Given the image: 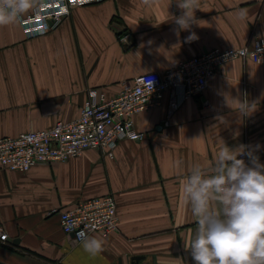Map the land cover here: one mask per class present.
Segmentation results:
<instances>
[{
	"label": "crops",
	"instance_id": "0c3cea01",
	"mask_svg": "<svg viewBox=\"0 0 264 264\" xmlns=\"http://www.w3.org/2000/svg\"><path fill=\"white\" fill-rule=\"evenodd\" d=\"M181 13L177 0H103L74 8L43 35L27 37L20 21L0 26V136L77 118L92 88L114 97L142 73L264 37V0H198L197 23L177 35ZM190 32L198 38L186 42ZM204 97L208 106L191 97L169 115L167 94L135 113L146 137L119 140L111 156L86 149L23 172L0 168V264H195L187 246L197 220L183 183L196 165L211 174L224 144L258 146L264 164V64L227 61ZM233 100L254 101L255 111L242 117ZM108 193L118 228L90 234L103 242L91 255L57 211Z\"/></svg>",
	"mask_w": 264,
	"mask_h": 264
},
{
	"label": "built area",
	"instance_id": "2783aa9c",
	"mask_svg": "<svg viewBox=\"0 0 264 264\" xmlns=\"http://www.w3.org/2000/svg\"><path fill=\"white\" fill-rule=\"evenodd\" d=\"M100 1L103 0H37V6L19 21L26 36L35 37L59 25L74 8ZM126 37L124 34L121 39ZM236 58L264 64V37L255 36L250 44L238 48L215 47L163 71L142 73L125 83L114 97L92 88L77 118L57 120L45 129L0 136V168L23 172L37 163L66 161L86 149H101L111 156L119 140L146 137L145 132L136 130L133 115L160 105L165 95L168 94L169 115L191 97L208 106L204 91L210 78L219 73L224 63ZM57 212L63 231L77 242L92 233L108 235L119 224L116 200L111 193ZM0 237L5 239L6 234Z\"/></svg>",
	"mask_w": 264,
	"mask_h": 264
},
{
	"label": "clouds",
	"instance_id": "9594fccd",
	"mask_svg": "<svg viewBox=\"0 0 264 264\" xmlns=\"http://www.w3.org/2000/svg\"><path fill=\"white\" fill-rule=\"evenodd\" d=\"M36 6L37 0H0V26L19 21ZM177 6L182 13L173 19L179 35L197 23L198 0H177ZM197 38L190 32L186 42ZM233 101L242 117L255 111L254 101ZM256 150L258 146L224 144L211 174L196 165L185 178L183 193L197 220L187 246L195 264H264V164ZM245 155L249 163L239 158ZM81 243L91 255L103 251V242L95 237L85 236Z\"/></svg>",
	"mask_w": 264,
	"mask_h": 264
},
{
	"label": "water",
	"instance_id": "95a60500",
	"mask_svg": "<svg viewBox=\"0 0 264 264\" xmlns=\"http://www.w3.org/2000/svg\"><path fill=\"white\" fill-rule=\"evenodd\" d=\"M133 259H137V257H133ZM132 264H133V262H132Z\"/></svg>",
	"mask_w": 264,
	"mask_h": 264
}]
</instances>
